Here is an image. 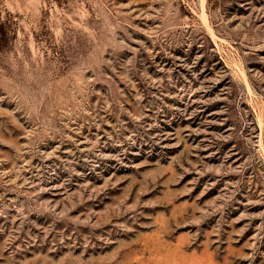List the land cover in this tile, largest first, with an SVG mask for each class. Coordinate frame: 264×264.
Listing matches in <instances>:
<instances>
[{
    "label": "rangeland",
    "instance_id": "1",
    "mask_svg": "<svg viewBox=\"0 0 264 264\" xmlns=\"http://www.w3.org/2000/svg\"><path fill=\"white\" fill-rule=\"evenodd\" d=\"M0 264H264V0H0Z\"/></svg>",
    "mask_w": 264,
    "mask_h": 264
}]
</instances>
